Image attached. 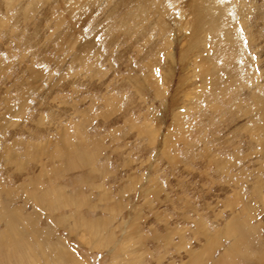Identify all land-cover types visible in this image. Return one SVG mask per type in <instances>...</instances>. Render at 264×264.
Masks as SVG:
<instances>
[{
  "label": "rangeland",
  "instance_id": "obj_1",
  "mask_svg": "<svg viewBox=\"0 0 264 264\" xmlns=\"http://www.w3.org/2000/svg\"><path fill=\"white\" fill-rule=\"evenodd\" d=\"M196 1L0 0V264H264V0Z\"/></svg>",
  "mask_w": 264,
  "mask_h": 264
},
{
  "label": "bare ground",
  "instance_id": "obj_2",
  "mask_svg": "<svg viewBox=\"0 0 264 264\" xmlns=\"http://www.w3.org/2000/svg\"><path fill=\"white\" fill-rule=\"evenodd\" d=\"M75 1H76L75 3H77L78 7H81V4H80L81 2H80V1H82V0H75ZM194 1H195V0H194ZM194 1H192V0H188V5H190V4H189L190 2H193V3H194ZM199 1H200V2H197V1H196V2H197V3H203V1H205V0H199ZM223 1L226 2V1H228V0H223ZM123 2H124V1H123ZM126 2H127V1H126ZM169 2H170V0H169ZM171 3H173V1H172ZM121 4H122V3H121ZM124 4H126V3H124ZM197 5H198V4H197ZM86 7H87V6H86ZM210 7H211V6H210ZM204 8H205V5H204ZM205 9H206V8H205ZM85 10H87V9H85ZM193 10H194V9H193ZM201 10H202V9H201ZM88 11H89V10H88ZM211 11H212V10H211ZM216 11H217V10H216ZM111 12H112V11H111ZM115 12H116V11H115ZM115 12H114V13H115ZM193 12H194V11H193ZM196 12H197V11H195L193 15H194V17H195V14H196V17L199 18V12H197V13H196ZM212 12H213V11H212ZM220 13H221V12H220ZM190 14H191V13H190ZM85 15H86V14H85ZM108 15L111 16L110 14H108ZM125 15H126V14H125ZM132 15H133V14H132ZM164 15H165V14H164ZM216 15H217V14H216ZM116 16H117V15H116ZM85 17H86V16H85ZM125 17H126V16H125ZM129 17H130V16H129ZM132 17H133V16H132ZM229 17H232V15H229ZM76 18H77V17H76ZM160 18H161V17H160ZM89 19H90V18H89ZM126 19H127V18H126ZM126 19H125V20H126ZM211 19H213V18H211ZM114 20H115V19H114ZM114 20H113V22H114ZM192 20H193V19H192ZM192 20H191V21H192ZM126 21H127V20H126ZM229 21H230V20H229ZM229 21H228V22H229ZM192 22H193V21H192ZM201 22H203V21H201ZM219 22H220V21H219ZM241 22H245V19H241ZM124 23H125V22H124ZM216 23H217V22H216ZM220 24H221V23H220ZM124 25H126V23H125ZM121 26L124 27L123 24H122ZM186 26H188V25H186ZM190 26H191V25H190ZM125 27H126V26H125ZM193 27H194V26H193ZM215 28H216V27H215ZM189 30H190V29H189ZM212 30H213V29H212ZM214 30H215V29H214ZM218 31H219V30H218ZM217 34H218V32H217ZM196 37H197V36H196ZM189 39H190V38H189ZM221 39H222V38H221ZM189 41H190V40H189ZM192 47H193V46H192ZM192 47H191V48H192ZM193 49H194V48H193ZM189 50H190V49H189ZM211 57H213V56L211 55ZM205 61H207V60H205ZM263 73H264V71H263ZM263 87H264V86H263ZM254 99H257V98L254 97ZM257 100H258V99H257ZM258 111H259V110H258ZM13 216H14V215H13ZM236 241H237V240H236ZM234 242H235V241H234ZM234 242H233V243H234ZM234 244H235V243H234ZM232 245H233V244H232ZM22 250H23V249H22ZM23 251H24V250H23ZM27 251H28V250H27ZM29 252H31V251H29ZM34 252H35V251H34ZM61 252H62V251H61ZM57 253H58V252H57ZM60 254H61V253H60ZM43 255H44V254H43ZM57 255L62 257V255H59V253H58ZM29 256H30V254H29ZM42 257H43V256H42ZM32 258H34V260L36 261V259H35L36 257H32ZM44 258H45V256H44ZM46 258H48V256H47ZM58 258H59V257H58ZM26 259H27V258H26ZM37 259H38V258H37ZM42 259H43V258H42ZM32 260H33V259H32ZM32 260H31V261H32ZM45 260H47V259H45ZM59 260H60V259H59ZM35 261H34V262H35ZM38 261H39V260H38ZM38 261H36V262H38ZM46 262H47V261H45L44 263H46ZM49 262H50V261H49ZM51 262H52V261H51ZM24 263H25V262H24ZM28 263H30V262H28ZM38 263H39V262H38ZM42 263H43V262H41V264H42ZM44 263H43V264H44ZM54 263H55V262H54ZM35 264H36V263H35ZM47 264H48V263H47ZM52 264H53V263H52Z\"/></svg>",
  "mask_w": 264,
  "mask_h": 264
}]
</instances>
